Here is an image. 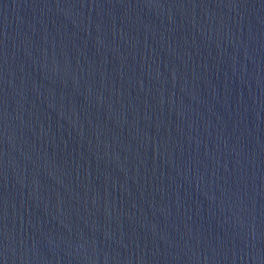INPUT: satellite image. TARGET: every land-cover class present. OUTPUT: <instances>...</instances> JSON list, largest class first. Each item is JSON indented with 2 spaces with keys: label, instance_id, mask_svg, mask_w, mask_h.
Here are the masks:
<instances>
[{
  "label": "water",
  "instance_id": "water-1",
  "mask_svg": "<svg viewBox=\"0 0 264 264\" xmlns=\"http://www.w3.org/2000/svg\"><path fill=\"white\" fill-rule=\"evenodd\" d=\"M0 264H264V0H0Z\"/></svg>",
  "mask_w": 264,
  "mask_h": 264
}]
</instances>
